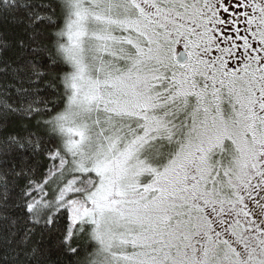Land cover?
Returning <instances> with one entry per match:
<instances>
[{
  "label": "snow or ice",
  "instance_id": "obj_1",
  "mask_svg": "<svg viewBox=\"0 0 264 264\" xmlns=\"http://www.w3.org/2000/svg\"><path fill=\"white\" fill-rule=\"evenodd\" d=\"M0 264H264V0H0Z\"/></svg>",
  "mask_w": 264,
  "mask_h": 264
},
{
  "label": "trees",
  "instance_id": "obj_2",
  "mask_svg": "<svg viewBox=\"0 0 264 264\" xmlns=\"http://www.w3.org/2000/svg\"><path fill=\"white\" fill-rule=\"evenodd\" d=\"M7 27V26H6ZM9 31H10V29H9Z\"/></svg>",
  "mask_w": 264,
  "mask_h": 264
}]
</instances>
